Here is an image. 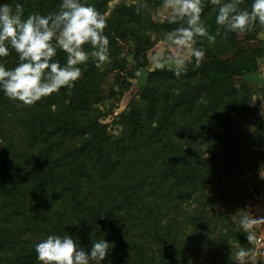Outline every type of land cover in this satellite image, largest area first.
<instances>
[{
	"label": "trees",
	"instance_id": "16d2710c",
	"mask_svg": "<svg viewBox=\"0 0 264 264\" xmlns=\"http://www.w3.org/2000/svg\"><path fill=\"white\" fill-rule=\"evenodd\" d=\"M109 1L87 0V3L105 16L104 33L109 39L110 64L94 60L89 55L79 65L81 75L73 87H62L33 104H22L0 92V135L3 141L0 143V259L8 255L11 260L9 263L5 261L6 264H39L35 243L49 234H72L74 227L72 238L86 250L92 238L104 237L112 243L103 264H154L155 261L158 264H186L187 256L184 252L179 253L177 248L178 234L172 233L173 229L168 225L151 228V231L137 226L143 233L150 232L145 240H156L160 244L158 254L151 245H145L144 240L138 247L133 243L130 250L126 243L133 239V233L138 232V228L131 230V224L135 223L133 219H139L143 225L146 216V224L159 221L157 208L161 201L172 200L179 204L183 193H192L190 188H210L212 177L217 181L214 191L218 192L223 186L218 177L219 170H227L242 151L237 136H232L229 130L215 133L217 142L225 149L218 152V148L213 146L209 156L202 155L197 147L193 148L190 140H183L189 135L197 141L201 133L224 124L220 112L228 106L226 94L236 93L239 89L237 82L245 75L256 72L264 56V44L249 47L242 44L246 35L248 38L264 28L256 24L244 31L243 39L238 38L237 33L227 32V35H235L239 46L234 47L233 57H221L219 50L223 45L218 40L225 31L215 22L216 10L210 0H201V19L207 31L215 34V28L219 27L220 34L211 43L206 37L195 38L194 47L202 48L204 56L198 65L194 61L186 63L185 71L179 78L174 75V70L165 67H157L148 73L147 84L140 91V105L133 104L126 116L130 133L127 132L129 134L123 141L129 144L130 136L133 138V155L125 157L129 151L127 147L112 154L108 146L112 137H109L108 123L104 120L112 111L105 112L95 105L96 96L91 92L101 88L106 72L101 68L123 72V86L118 92L121 95L128 80L137 75L140 65L130 63L127 57L119 54L116 50L118 38L126 41V32L132 28L133 33L136 32L135 41L148 48L184 21L172 24L168 22V16L161 21L153 19V12L164 4V0H138L134 4L121 1L106 16ZM9 2L13 9L16 3L23 4L26 17L33 12L41 15L56 12L61 0ZM251 3L252 0H240L239 7L250 8ZM152 34L155 37L152 38ZM84 47L90 53L91 47L87 44ZM135 52L139 53L138 50ZM66 57L67 54L57 48L53 59L63 64ZM18 63V54L11 48L7 56L0 57V64L6 68H14ZM231 100H235V94ZM22 131H27L25 136ZM132 131L139 132L138 139L134 138ZM16 134L19 136L17 140ZM262 134L264 121L254 132V142ZM184 142L190 144L188 149L184 148ZM143 145L148 150H154L141 155ZM250 150L258 155L263 147L255 143ZM121 163L126 166L123 170ZM118 172L123 176L120 183L114 182L113 187L118 185V194L124 206L120 209L124 213L111 208L103 210L102 204L106 202L89 207L91 192L86 186L93 184L102 189L105 188L103 185H107L106 197L111 198L107 193V182ZM209 178L210 183L207 182ZM204 182H207L206 185ZM82 189L83 195L80 196L78 192ZM210 200L207 198L209 204ZM68 201L71 202V211L66 209ZM81 215L92 220L94 232L84 224L73 222ZM99 218H106L104 225L98 223ZM222 230L218 241L229 237L237 241L246 238L241 230L230 231L227 225ZM165 243L169 246V258L163 256ZM149 250L152 253L147 255Z\"/></svg>",
	"mask_w": 264,
	"mask_h": 264
},
{
	"label": "rangeland",
	"instance_id": "374dc122",
	"mask_svg": "<svg viewBox=\"0 0 264 264\" xmlns=\"http://www.w3.org/2000/svg\"><path fill=\"white\" fill-rule=\"evenodd\" d=\"M121 1L134 4L138 0H110L109 9L105 15H109L116 4ZM2 2H4V0H0V3ZM6 2L10 3L9 0H6ZM39 6L41 7V2ZM169 14L170 9L166 8L163 4L153 12V19L155 21H161ZM216 29L217 28H215V30ZM133 32L134 30H132V28L127 30L126 41L118 38V47L116 50L119 51L121 56H125L128 59L131 55L133 56L134 61H130V63L137 62L140 65L139 74L128 80L126 86L123 88V93L119 95L118 92L123 86L121 84L123 82L121 80L123 72L120 69L110 70L106 69V67H102L101 69L106 72L101 88L91 90L93 95L96 96L94 104L105 112H108L109 109L112 111V113L107 115L104 119L105 122L108 123L107 131L109 137H112L108 142L109 149L114 155L119 150L127 147L129 151L125 157L133 155L131 147L135 142L131 136L130 145L125 143V140L123 141L124 137L130 133V127L126 123L127 113L131 111L130 109L133 104H135V106L140 105V91L142 86L147 84L146 78L150 71L159 67L158 65L161 63L164 64L163 67L174 70V66L168 63L167 59L177 51L167 40V34L165 33L162 40L151 47L144 48L140 42L138 43L135 41L136 32ZM243 33L244 31L238 32V38L243 39ZM234 34H221L220 40H218V43L223 45V47H221L222 50H219V55L221 57H233L235 52L234 47L239 46V41L236 42V34ZM151 37H155V34H152ZM243 41L242 44L244 47L264 44V28L248 38L246 35ZM136 50H138V54L135 52ZM236 86L239 88L236 93L228 92L226 94L228 97V106L225 105L226 110L220 112V116L224 122L222 126H215L212 131L201 133L197 141L189 138V135L183 138V140L188 142L190 140L191 142L189 143L192 147H197L202 155L209 156L212 154V150L214 149L213 146L218 148V152H223L225 149L217 142V136H215L216 132L222 133L229 130L232 136H237V141H240V148L242 151L240 156L227 170H219L218 177L220 182L223 181V186H219V191L215 192L217 181L215 182V179L212 177L213 182L210 183L211 178H209L207 182L210 183V188H205L203 190H200L198 187H195V189L190 188L192 191L191 194L194 195L190 196L191 194L189 193H183V199L179 204L172 200L161 201V205L157 208L159 221L146 224L148 219V216H146L145 225L141 224L137 218H134L133 222L135 223L132 222L133 224H131V230H133V228H138L137 226L144 227L145 230L147 229L148 231H151V228H159L161 225L162 227L165 225L171 227V229H173L172 233L178 234L177 248L179 249V253L184 252L187 256L186 264H234V261L230 258L231 250L234 252L240 247L252 251L246 264H264V219L258 220V223L254 226L253 231L255 232L256 239L252 242H248L247 238L242 241H237L230 237L226 240L218 241V234L220 231H223L222 228L225 225L229 226L230 231L241 230L232 219V215L237 210H240V214L247 213L253 218L264 217V178L260 176L261 169L264 171V163H262L259 158L260 153L264 152V134H262L260 138H256V142H254V132L257 130L258 125L264 121V56L260 59V68L256 72L242 77V79L237 82ZM230 94L231 99H233V94H235L234 101L229 99ZM26 132L27 131H22L24 136ZM133 133L134 138L138 139L139 132L135 131ZM15 136L17 140L19 136L17 134ZM117 139L119 140L117 141ZM2 142L0 135V143ZM188 142L183 143L185 146L184 148L188 149L190 145ZM117 143L119 146H117ZM255 143L263 147V151L258 155L253 154L250 150L251 146ZM145 144H147L146 141ZM144 146L145 145L142 146L141 155L145 156V152L150 153V150H154H148ZM23 159L24 157L22 156V160ZM158 162L162 163L161 160ZM120 167H122V170L125 169V163H121ZM120 176L121 172H118L116 177L112 178L109 183L107 182L109 187L107 193L111 198L106 197L107 185H103L102 187L105 188L102 189H100V186L93 184L86 186V189L91 192V198L89 200L91 204L89 207L93 208L94 206H98L100 202H106V204H102L103 210L111 208L115 212L124 213V210H122L124 208L121 203L122 199L118 194V185L113 187L115 181L120 183V179L123 175ZM207 182H204V185H206ZM110 189L112 190L111 193ZM83 190L84 189L78 192V195H83ZM207 198L211 199V204L208 203ZM68 202L69 205L68 207L66 206V209L67 211H71V202ZM76 207H74L75 211L77 209ZM73 222L76 224H84L83 226L89 231L95 228V224H93L92 220H90V218L88 219L86 215H81V217L73 219ZM140 230L141 229L138 228V232L135 234L133 233V239L128 240L126 246L131 250L132 247L130 246H132L133 243H136L138 247L144 240L145 245H151L153 249H156L155 254H158L159 251L157 248H159L160 244L157 243L156 240H145L150 236V232L143 233V231ZM74 233L75 227L74 231H72V234ZM72 234L69 233L68 235L71 236ZM150 253L152 252L150 251L147 255ZM10 260L8 255H4L0 259V263L6 264V262L9 263ZM39 264H41V262H39ZM154 264H158L157 261H155Z\"/></svg>",
	"mask_w": 264,
	"mask_h": 264
},
{
	"label": "clouds",
	"instance_id": "9594fccd",
	"mask_svg": "<svg viewBox=\"0 0 264 264\" xmlns=\"http://www.w3.org/2000/svg\"><path fill=\"white\" fill-rule=\"evenodd\" d=\"M210 4L216 10V24L225 33L243 32L256 24L264 27V0H252L250 8H240V0H210ZM164 6L170 9L169 23L184 21L166 36L177 49L167 62L174 66V75L179 78L186 63L194 61L198 65L204 56L202 48L194 47L195 38L206 37L209 43L214 42L220 28L215 34L207 31L201 19V0H164ZM23 8L21 3H16L14 9L6 0L0 3V57L7 56L11 48L19 58L14 68L0 64V92L9 99L33 104L62 87H73L81 75L79 65L89 55L100 62L107 59L109 39L104 33L105 16L87 0H61L59 10L47 15L33 12L25 17ZM86 44L91 47V53L85 49ZM57 48L67 54L63 64L53 59ZM260 176L264 178L262 169ZM232 219L247 241L252 242L256 239L254 226L264 217L253 218L237 210ZM111 244L104 237L92 238L86 250L68 234H49L35 243L36 259L41 264H103ZM251 254L250 249L240 247L231 250L230 258L234 264H246Z\"/></svg>",
	"mask_w": 264,
	"mask_h": 264
},
{
	"label": "water",
	"instance_id": "95a60500",
	"mask_svg": "<svg viewBox=\"0 0 264 264\" xmlns=\"http://www.w3.org/2000/svg\"><path fill=\"white\" fill-rule=\"evenodd\" d=\"M91 51H90V53H91ZM92 57H93L94 60H97L96 57H94V56H92ZM129 60L130 61H134V58H133L132 55L129 57ZM103 62H105L106 64H110L112 62V59L108 56L107 59L104 60ZM259 158H260L261 162L264 163V152L260 153ZM105 220H106V218H100L98 221H99L100 224L104 225ZM163 256L165 258H169L171 256V254L169 252V246H168L167 243H165V246H164Z\"/></svg>",
	"mask_w": 264,
	"mask_h": 264
}]
</instances>
